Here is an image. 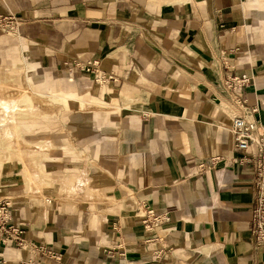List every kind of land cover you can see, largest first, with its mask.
I'll list each match as a JSON object with an SVG mask.
<instances>
[{"label": "crops", "instance_id": "0c3cea01", "mask_svg": "<svg viewBox=\"0 0 264 264\" xmlns=\"http://www.w3.org/2000/svg\"><path fill=\"white\" fill-rule=\"evenodd\" d=\"M0 16L17 22L0 28V60L47 69L34 85L0 76V196L26 242L0 244V264H264L255 172L228 130L238 115L264 126V0H0ZM94 60L95 95L49 71ZM241 73L238 109L223 81ZM45 83L51 99L94 107L75 116L87 132L26 138L39 122L16 108L30 87L41 112ZM142 205L166 220L144 228Z\"/></svg>", "mask_w": 264, "mask_h": 264}, {"label": "built area", "instance_id": "2783aa9c", "mask_svg": "<svg viewBox=\"0 0 264 264\" xmlns=\"http://www.w3.org/2000/svg\"><path fill=\"white\" fill-rule=\"evenodd\" d=\"M16 25L17 22L13 16H0V28L13 31ZM85 66L91 69L96 82H104L106 80V76L101 74L98 68V61H89ZM75 67L84 68V65L77 62ZM250 81L251 77L246 73L227 75L223 81L224 87L231 96V101L238 109H241L247 101L242 95V89ZM255 110L256 108H252V112ZM228 130L232 136L234 150L242 154L238 159L239 163L250 165L255 172L256 201L252 206L250 232L255 245L258 248H264V126L257 124L254 120L238 115L231 119ZM251 147H254V150H249ZM215 159L212 158L210 160V166L214 164ZM200 167H204V165L201 164ZM142 206L144 211L140 218L144 228L152 229L166 220V214L155 213L153 209L148 208L146 205ZM25 243L22 231L12 223L10 198L0 196V244L22 247ZM29 248L33 253L59 259L58 254L47 248L33 243L30 244ZM23 264H34V262L33 260H28Z\"/></svg>", "mask_w": 264, "mask_h": 264}, {"label": "rangeland", "instance_id": "374dc122", "mask_svg": "<svg viewBox=\"0 0 264 264\" xmlns=\"http://www.w3.org/2000/svg\"><path fill=\"white\" fill-rule=\"evenodd\" d=\"M19 57V54H17ZM23 60L24 58H11L10 60L2 61L0 60V76L3 77L5 72L9 73L10 75H17V78L22 81V82H27L25 77H29L31 81V85H34L33 81H38L39 79L41 80L44 78L42 75L45 70L47 69H34L32 72L30 70H26L24 65H23ZM49 70V69H48ZM80 72L76 74H69L66 71H51L55 76L57 77H64L69 80H71L73 83L79 85V90L78 93L81 95L85 94H92L95 95V77L91 71L90 68L84 67V68H79ZM4 78V77H3ZM2 79V78H0ZM45 81V80H43ZM30 85V86H31ZM30 87H28V92L24 95V97L20 100L19 105L17 106L16 110L18 113L23 114V119L22 122L26 124H30L31 121H33V118L37 117V125L33 126V133L31 135H27V137H30L32 139L36 138H42L45 136H51V137H62V136H67L69 133L73 132L76 130V132H87L84 130L80 129L79 124H77V119L75 116L79 115V113L83 112L81 111L84 109H92L94 108L93 106H68L65 104V102L54 98L51 99V97L45 96L44 94L46 93V83L45 84H39L37 85L34 90L37 91L40 95L38 97H32L33 101L37 104H42L44 106L41 109V112H30V97H31V90H29ZM56 93V92H54ZM42 94V95H41ZM48 99V100H47ZM50 99V100H49ZM4 98L2 99V101ZM46 101H48V105H50V108L47 112L44 113V108L45 105L47 104ZM64 103L65 107L60 108L61 104ZM57 108L58 111L55 109ZM81 108V109H80ZM93 113H98L99 114V108H96L92 110ZM103 115V114H102ZM20 122V123H22ZM34 122V121H33ZM96 122L97 124H106L108 122L103 121L102 118L98 115L96 118L93 120V124ZM23 124V123H22ZM25 124V125H26ZM25 131V130H24ZM12 159V158H9ZM8 159V160H9ZM17 159H12L9 161H13ZM18 164L20 163L19 160H17Z\"/></svg>", "mask_w": 264, "mask_h": 264}]
</instances>
